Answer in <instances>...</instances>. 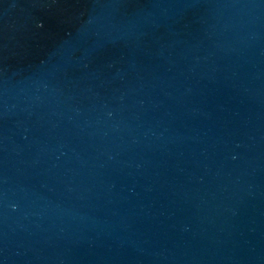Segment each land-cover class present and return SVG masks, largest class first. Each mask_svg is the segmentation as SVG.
Listing matches in <instances>:
<instances>
[{
  "label": "water",
  "instance_id": "water-1",
  "mask_svg": "<svg viewBox=\"0 0 264 264\" xmlns=\"http://www.w3.org/2000/svg\"><path fill=\"white\" fill-rule=\"evenodd\" d=\"M0 264H264V0H0Z\"/></svg>",
  "mask_w": 264,
  "mask_h": 264
}]
</instances>
